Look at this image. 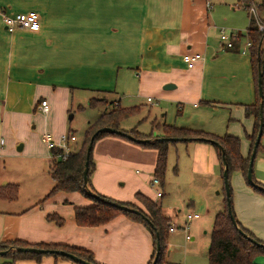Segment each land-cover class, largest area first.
<instances>
[{"label":"crops","instance_id":"1","mask_svg":"<svg viewBox=\"0 0 264 264\" xmlns=\"http://www.w3.org/2000/svg\"><path fill=\"white\" fill-rule=\"evenodd\" d=\"M207 3L212 5L211 9L207 8ZM238 3L231 5L223 0H0V160L14 157L34 144L30 123L38 121L35 115L41 101H46L48 106V112L42 113L44 118L57 127L62 119H59L61 110L67 108L69 94L73 102L74 93L80 91L87 102L94 97L107 99L110 109L126 101L123 106H141L143 110L144 100L146 103L155 100L157 109L152 121L169 124L167 121L172 116L176 127L218 137H237L240 153L247 157L248 136L254 121L253 117L245 115V107L255 102V92L246 54V30L234 32L236 44L227 49L220 45L215 25L218 16L227 19L231 10L244 7L241 0ZM29 11L37 12L40 17L39 31L16 29L9 33L6 30L3 15ZM195 53L202 59L187 68L182 56ZM142 116L150 118V111H144ZM44 134L50 133H41L40 142L45 146ZM69 134L74 136L75 142L74 133ZM50 135L55 140L59 137ZM194 143L192 153L198 159V172L205 174L206 170L212 175L217 164L212 146ZM39 155L41 163H48L49 171V157L44 159L47 155L42 149ZM99 163L90 174L93 182L90 184L92 189L94 186L105 192L96 179ZM253 165L255 180L264 186V154L258 153ZM234 172L237 173L233 176L235 193L232 187L231 191L236 219L263 241L264 195L253 191L241 174ZM7 183L14 184L13 180ZM207 194V186L200 192L194 191L196 200L188 204L198 211L190 212L199 214L198 219L173 225L174 230L168 236L166 261L183 232L182 226L206 221L210 212ZM5 202L10 201H0V242L18 240L30 245L74 246L90 251L99 264H148L151 259L152 237L140 223L118 216L99 227L76 226L74 207H87L91 205L90 200L66 201V208L53 206L56 201H48L40 207L37 201L20 210L11 208L16 201ZM60 209H64L59 214L64 216L65 224L58 228L47 221L46 215L57 214ZM66 227L72 228V238L64 234ZM210 230L211 227L205 233L208 238ZM194 239L190 236L188 242ZM185 254L183 264H192V257L187 258V252ZM256 262L264 264V258H257ZM17 264L71 263L45 256L39 263L26 260Z\"/></svg>","mask_w":264,"mask_h":264},{"label":"rangeland","instance_id":"2","mask_svg":"<svg viewBox=\"0 0 264 264\" xmlns=\"http://www.w3.org/2000/svg\"><path fill=\"white\" fill-rule=\"evenodd\" d=\"M223 1H226L231 5L239 4L238 0ZM242 1L244 0H241V2ZM215 25L217 30L220 28L227 31L232 30L233 32L241 30L243 33L248 26V10L245 7H239L235 10H231V16L227 19L218 16L216 18ZM217 34L218 31H216V35ZM80 92L74 93L73 102H70L69 94L67 108L65 111L61 110L59 119H62L59 120L57 127L52 124L50 119H45L40 110H36L35 116L38 121L30 123V132L32 134L31 136L33 137L32 139L34 144L32 143L33 145L29 146L25 151L18 153V155H15L14 157L9 159L1 158L0 184L13 180V183L18 186L17 199L10 201V203L5 202L4 204H11V202L16 201L13 203L14 205L10 206L11 208L20 210L31 206L37 201L39 203L37 202L38 204L36 203V205L40 207L48 203V201H56V203L54 202L52 205L63 208H66V201L72 203L74 200L78 199L81 202H87L88 199L78 193L62 192L56 194L54 198L42 201V199L50 191L53 182L48 174V163L44 161L41 163L42 158L39 155V151L42 149L47 155H44V159L49 157V161L51 160L50 151L47 153L45 146L40 142L41 133L46 131L52 135H60L68 134L70 131L73 132L76 141H70L68 143V147L70 151H76L80 148L78 146L82 145L85 133L89 126L98 119L100 114L110 110V108H108L110 104H108L107 99L98 100L94 97L92 99L100 101L101 103H99V105L96 104V107H90L85 98H83L84 93L82 92L81 94ZM118 98H120V96ZM125 103L126 101L120 102V107L127 108L126 106H123ZM156 103L157 102L155 100H153L152 103H146L144 100V108L140 111V114L122 122L120 128L127 131L134 128L139 133H150L153 115L156 113L157 109L155 106ZM148 110L151 114L150 118H145L144 116L146 114L141 117V114ZM71 116L72 118L70 119ZM171 117L172 116H170V119L167 121L169 124H173ZM33 126H35V128H32ZM118 142H120V144ZM260 143L264 144V132ZM194 144V142H176L168 145L167 164L162 187L160 185L150 186V182L154 179V149L145 148L123 138L113 137L110 135L97 140L93 144L92 148V161L94 163V169L95 166H97V163L100 162L98 164V169L96 168L98 170L96 179L105 192H100L94 186L93 190L96 193L114 201L135 203L141 207V203L135 196L137 193H140L160 206L163 216L169 218L170 220V227H173L174 224L182 225L184 221L186 222L187 213L198 212L196 209L190 208L188 204L190 201L196 200L194 191L200 192L205 186L208 187V194L206 196V202L210 211L208 213V217H206L205 222H193L189 225V227L188 224L185 223L182 226V228L187 226V234L189 236H193L195 239L188 242L184 239L185 236L183 232L180 233V238H178L175 242L173 250L169 249L172 251L167 259L170 264H183L182 259L183 256L186 255L185 252H187V258L192 257V264H207L206 255L209 246V238L208 233H205L206 231H209L210 227H212L211 225L213 224L214 213H218L223 209L225 192L223 182L220 178V169L218 162L216 161V156L213 153L217 164L214 167L212 175L209 176L206 170L205 174L204 172H198V159L192 153V148L195 146ZM126 145L130 146L128 147ZM211 148L213 152H215L213 147ZM195 154L200 156L199 153ZM235 174L237 173L232 172L229 177V186L230 188L232 187L233 193H235L233 181V176ZM93 175H95V173ZM90 181L91 184H93L91 177ZM156 192H162L163 196L161 198H157ZM77 205L81 206L80 204ZM59 211L60 212L56 211V215L62 217L64 221L61 226L56 227L61 228L65 224V218L59 213H62L64 209H60ZM71 229L72 228L66 227L64 234L72 238L74 235L73 232H71ZM255 237L262 240V238L257 235ZM168 242L169 240L167 243ZM4 261L5 259L0 256V263ZM68 261L71 264H76L71 260Z\"/></svg>","mask_w":264,"mask_h":264},{"label":"trees","instance_id":"3","mask_svg":"<svg viewBox=\"0 0 264 264\" xmlns=\"http://www.w3.org/2000/svg\"><path fill=\"white\" fill-rule=\"evenodd\" d=\"M258 12L261 15L262 20L264 21V0L261 1L258 6ZM249 17V16H248ZM264 32H260L254 23L253 20L249 18L248 27L246 29V37L249 42V46L246 49V54L249 56V62L251 66V74L254 85L255 92V102L252 105L245 107V115L253 117V129L251 134L248 136L249 140V153L247 157H243L240 153V141L237 137L224 135L218 137L203 131L192 130L184 127H176L172 124H159L155 121L151 122V132L148 134H142L137 132L135 129H130L128 131H123L120 128L122 122L133 118L140 114L142 110L141 106H131V107H120L119 105L111 107L108 112L102 113L98 119L89 126L88 130L85 133L84 141L81 147L76 151H70L66 158L61 157V150L53 149L50 151L51 160L49 166V176L53 185L42 199L45 201L52 198L57 193H78L91 201V205L87 207H74L73 217L76 226L78 227H99L107 224L118 216H124L128 220L142 224L151 234L153 242V251L152 256L148 264H153L155 256L157 259L154 264H165L166 257L168 254V235L170 229V220L169 218L163 216L161 208L155 202L148 199L146 196L137 193L136 199L141 203V207L135 203L130 202H119L114 201L108 197L96 193L90 184V174L94 170V163L92 161V150L89 156L88 162V181L87 185L90 187L91 191L98 196L94 198L90 196L83 184V170L85 162L86 149L89 144L90 137L98 130L104 127L111 128L113 130L122 131L127 135L132 136L135 139H150L154 140L156 138H205L211 139L219 143L224 152V158L227 162L228 167V181L230 174L234 171L239 172L247 186H249L253 191L264 195V192L258 190L257 188L251 187L246 180V172L248 168L249 155L253 148L254 140L256 138L259 126V98L257 90V70L258 65L264 73V39L262 41V47L259 50V44L263 38ZM235 43V42H234ZM236 44V43H235ZM258 52L260 55V61L257 60ZM100 101L95 99H90L88 104L90 107H96V104L99 105ZM206 105H208L206 103ZM146 118V117H145ZM262 119H263V132H264V105L262 109ZM144 120V118H143ZM263 134V133H262ZM113 136L123 138L127 141L128 138L123 135L118 134H109V133H99L94 138L93 144L106 136ZM135 143L133 141H130ZM174 142L166 141H153L152 143L138 144L145 148H152L156 151V160L153 171V178L157 179L159 185L162 187L164 183V176L166 171L167 164V155H168V145ZM187 143V142H186ZM204 143L205 142H199ZM137 144V143H136ZM217 162L220 169V177L222 179V163H221V153L219 150L212 146ZM93 148V145H92ZM264 154V147L259 142L256 148V154ZM254 157V159H255ZM1 166V163H0ZM253 176V169H252ZM253 181L264 188L263 185L258 183L254 176ZM18 186L15 184L7 183L4 186L0 184V200L2 201H14L17 199ZM41 201V202H42ZM40 202V203H41ZM120 206H126L138 210L141 215H136L130 212L123 211ZM230 208L231 213L235 218L237 227L251 239L255 240L258 244L264 245L262 240L257 239L253 233L244 228L236 219L235 213L233 211V203L231 196L230 188ZM46 219L50 222H53L56 226H61L63 224L62 217H59L56 214H49L46 216ZM148 219L155 230L148 224ZM155 232L158 234L156 239ZM159 243V250L156 253V242ZM9 247L17 248H39L46 250H60L77 256L78 258L90 262L92 264H99L94 260L92 253L88 250L81 249L74 246H67L62 244H35L30 245L22 241H5L0 242V251L7 250ZM50 256L54 259H63L69 260L66 257H62L56 254H32L28 252H15L11 251L8 254L2 256L5 261L0 264H17L19 261H34L39 263L42 257ZM264 258V248L258 245L251 243L248 239L243 237L238 230L232 225L228 212L226 199L224 194L223 200V209L222 211L215 214L213 218V224L211 227L209 235V246L207 250V264H259L256 262L257 258Z\"/></svg>","mask_w":264,"mask_h":264},{"label":"water","instance_id":"4","mask_svg":"<svg viewBox=\"0 0 264 264\" xmlns=\"http://www.w3.org/2000/svg\"><path fill=\"white\" fill-rule=\"evenodd\" d=\"M264 39V34H263V38L259 44V50L261 49V44L262 41ZM257 60L260 61V55L258 52V56H257ZM257 90H258V98L260 100L259 102V126H258V132L256 135V138L254 140V144H253V148L250 152L249 155V162H248V168H247V172H246V180L248 182V184L251 187L257 188L258 190L264 192V188L257 185L254 181H253V176H252V169H253V161H254V157L256 154V148L260 142L262 133H263V119H262V109H263V105H264V95H263V73L258 65V70H257ZM109 133V134H118V135H123L126 136L128 138V140L133 141L137 144H145V143H152L153 141H166V142H182V143H190V142H205L211 146L216 147L219 152L221 153V163H222V182H223V188H224V192H225V199H226V205H227V212L230 218V221L232 223V225L238 230V232L245 237L246 239H248L251 243L261 246L264 248V245L258 244L255 240L251 239L249 236H247L246 234H244L238 227L235 221L234 216L231 213V208H230V186H229V181H228V167H227V162L225 161L224 158V152L222 150V147L219 143H217L214 140L211 139H205V138H183V139H178V138H156L154 140H150V139H135L130 135L125 134L122 131H117V130H113L111 128L108 127H104L101 129H98L91 137L89 140V144L88 147L86 149V154H85V162H84V170L82 173L83 176V184L84 187L86 188L87 192L90 194V196H93L94 198H98L97 195H95L92 191H90L88 185H87V181H88V162H89V156H90V152L92 150V145H93V141L94 138L96 137L97 134L99 133ZM6 183H2L1 185L4 186ZM120 208L123 211L126 212H130L136 215H141V213L133 208H129L126 206H120ZM143 217V215H141ZM148 224L152 227L153 230H155V228L152 226V223L146 219ZM155 236L156 239L158 238V234L155 232ZM159 250V243L158 241L156 242V253ZM11 251H15V252H28V253H32V254H56L62 257H66L69 260L75 262L76 264H92L90 262L84 261L80 258H78L77 256L64 252V251H60V250H46V249H39V248H23V247H17V248H13V247H9L7 250L4 251H0V256H4L6 254H8ZM157 259V256H155L154 260H153V264L155 263Z\"/></svg>","mask_w":264,"mask_h":264},{"label":"built area","instance_id":"5","mask_svg":"<svg viewBox=\"0 0 264 264\" xmlns=\"http://www.w3.org/2000/svg\"><path fill=\"white\" fill-rule=\"evenodd\" d=\"M262 0H244L243 6L248 10V16L251 20L254 21L258 30L260 32H264V21L261 18V15L258 12V6L260 5ZM207 8L211 9L212 5L207 3ZM3 25L9 33H12L16 29L27 30L30 32H37L40 29V17L37 12L29 11L25 13H18L14 15H3L2 17ZM218 39L219 43L222 47L227 49L233 47L235 40L237 39V35L234 32L227 31L223 28L218 30ZM246 48L249 46V42L247 41L245 44ZM202 59V56L198 53L195 54H184L182 56V61L186 65L187 68H191L195 62ZM150 102V98L147 99ZM38 109L46 114L48 112V106L46 101H41L38 105ZM70 141H74V136L72 134H61L55 140L50 134H44L42 137V142L45 144L46 148L51 151L53 149L61 150V157L64 159L70 152L68 143ZM137 173V172H136ZM159 185L157 179H153L150 182V186ZM162 196L161 192H156V197L160 198ZM200 217L197 213H188L186 215V223L191 222L194 219H198ZM174 228L170 227L169 232L173 231ZM185 235V240H190V236L187 234V226L182 228Z\"/></svg>","mask_w":264,"mask_h":264}]
</instances>
